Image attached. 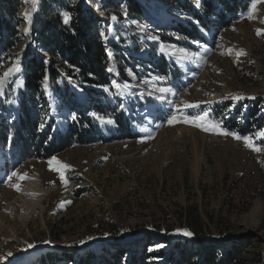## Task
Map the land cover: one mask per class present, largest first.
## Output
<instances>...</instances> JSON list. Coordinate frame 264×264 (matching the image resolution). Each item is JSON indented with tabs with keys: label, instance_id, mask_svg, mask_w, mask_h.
Segmentation results:
<instances>
[{
	"label": "rangeland",
	"instance_id": "1",
	"mask_svg": "<svg viewBox=\"0 0 264 264\" xmlns=\"http://www.w3.org/2000/svg\"><path fill=\"white\" fill-rule=\"evenodd\" d=\"M73 1L102 19V35L113 53L112 88H104L108 96L102 101L133 115L129 125L135 137L117 138L122 125L107 111L94 121L105 140L74 143L47 159L22 158L5 172L2 156L9 147L0 143V264H27L41 250L57 252L61 264H77L80 253L92 248L97 256L102 246L113 252L128 249L122 264L131 254L144 255L145 264H174L175 240L190 244L180 214L193 205L208 227L209 241L225 247L245 243L244 264H264V136L259 135L264 128L242 135L229 121L240 106L237 122L246 111L264 116V0H256L250 12L252 0L230 25L219 28L218 17L208 14L201 0H183L188 8L125 0L139 8L134 16L103 10V0ZM17 2L18 41L0 77L10 67L20 69V58L33 44L40 0ZM158 4L160 18L154 20ZM179 25L194 31L186 36ZM241 50L245 54L237 55ZM163 62L172 64L167 72H162ZM17 73L0 84V114L9 118L20 88ZM71 86L78 93L76 109L93 102L86 88ZM48 96L64 127L72 114L69 105L57 112V99ZM204 113L206 120L198 123L218 128L204 131L183 122L185 115ZM173 115L180 122L170 125ZM221 131L248 137L261 150ZM52 157L71 166L64 172L66 185L49 170ZM53 167H58L55 161ZM12 172L28 178L9 181Z\"/></svg>",
	"mask_w": 264,
	"mask_h": 264
},
{
	"label": "trees",
	"instance_id": "2",
	"mask_svg": "<svg viewBox=\"0 0 264 264\" xmlns=\"http://www.w3.org/2000/svg\"><path fill=\"white\" fill-rule=\"evenodd\" d=\"M165 4L179 3L186 7L183 0H161ZM208 14L218 18L215 27H227L238 13L246 11L252 0H201ZM103 10L115 9L134 16L139 8L125 0H103ZM189 12L197 18L200 11L193 7ZM17 0H0V74L7 63L5 57L18 41ZM33 24V44L20 58V70L17 78L20 88L17 91V104L9 118L0 114V143L9 147L3 154L2 162L5 172L10 164H17L22 158L47 159L63 151L74 143H91L104 137L95 128V116L112 111L115 120L122 128L118 129L117 138L135 137L131 133L129 123L134 119L125 110H116L102 98L108 96L104 88H112V76L109 65L113 58L112 50L102 35V19L90 7L81 1L73 0H40ZM64 14L70 19L65 23ZM209 21V19H205ZM186 36L193 29L178 26ZM172 64L162 63V72H167ZM76 82L86 88L88 96L93 100L86 108L76 109L77 91L71 86ZM86 86V87H84ZM13 89L9 90L12 94ZM96 95L94 96V94ZM54 96L61 112L63 105H69V117L65 126L61 127L54 112L53 102L48 95ZM240 106L229 121L230 128H236L245 135L252 129L264 128V116L256 112L246 111L242 122L237 116L242 115ZM125 120V122H124ZM105 140V138H104ZM186 231L191 233L189 246H180L178 240L173 244L170 254L174 255V264H244L242 253L245 243H236L228 247L214 243L206 238L208 227L202 221L196 206H190L180 214ZM113 228V227H109ZM117 227H114V229ZM243 244V245H242ZM154 245L150 243L149 246ZM128 249L111 251L102 246L100 255H94L92 248L78 256L77 264H122V258ZM146 248L143 249L145 252ZM130 254V253H129ZM144 255H129L126 264H145ZM260 260V259H258ZM61 257L53 250H41L32 255L27 264H61Z\"/></svg>",
	"mask_w": 264,
	"mask_h": 264
},
{
	"label": "snow or ice",
	"instance_id": "3",
	"mask_svg": "<svg viewBox=\"0 0 264 264\" xmlns=\"http://www.w3.org/2000/svg\"><path fill=\"white\" fill-rule=\"evenodd\" d=\"M255 7H256V0H254L253 4L251 5L250 12L252 10H254ZM28 17H29V14L28 13H25V18L27 19ZM64 18H65V23H67L68 20L70 19V17L68 16V14H64ZM249 18H252V16L250 15ZM113 19H115V17H113ZM260 32H261V30L258 29L257 30V34H260ZM244 54L245 53H243L242 50L239 51V52H237V55H244ZM19 70L20 69H19V66L18 65L8 68V70L3 73V76L0 77V84H2L5 79H7L11 75H13L15 72H18ZM109 70L111 71V69H109ZM240 98L241 97H233V99H240ZM198 107H199V104H186L185 105V108H198ZM206 117H207V113H204L203 115H199L198 114V115H195V116L185 115L183 117V122L184 123H188V124H192L193 126L198 127V128H201L204 131H211V130H215V128H218V125H214V126H212L210 128V127H205V125L203 123H198V121H205L206 120ZM108 122L111 123V121H108ZM167 122L171 125V124H173L175 122H180V121L177 119V117L175 115H173V116H169L168 117ZM220 134H223V135H232L233 138H235V139H242L245 142V146L252 148L254 151H260L261 150L260 148H258L255 145L251 144L249 142V139L250 138H248V137H241V136H239L236 133H228V132H223V131H221ZM259 135L260 136H264V132H261ZM53 161H55V163H56V165H58V167H53ZM48 165H49V170L57 172L58 175H59V179H60L61 183L64 184V185H66L67 179H66V177L64 175V172L67 171V170H70L71 169V166L70 165H67V164H64V163H62L60 161H58L55 157H52L48 161ZM13 177H16L17 180H23V179L28 178L27 177V174L21 175V174H19L17 172H12L8 176V180L11 181L13 179ZM10 186L13 187L17 191L20 190L18 184H13V185H10ZM62 203H64V202H62ZM184 234L185 235H191V233H189V232H184ZM80 243H83V241H81ZM9 255H10V253H9Z\"/></svg>",
	"mask_w": 264,
	"mask_h": 264
},
{
	"label": "bare ground",
	"instance_id": "4",
	"mask_svg": "<svg viewBox=\"0 0 264 264\" xmlns=\"http://www.w3.org/2000/svg\"><path fill=\"white\" fill-rule=\"evenodd\" d=\"M162 6L158 4V6H156V11L155 14L151 13L152 17L154 20H157L160 18V10H161Z\"/></svg>",
	"mask_w": 264,
	"mask_h": 264
}]
</instances>
